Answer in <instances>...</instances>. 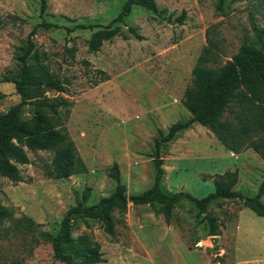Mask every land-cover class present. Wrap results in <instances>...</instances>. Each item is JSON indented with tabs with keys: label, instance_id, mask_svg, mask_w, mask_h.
I'll list each match as a JSON object with an SVG mask.
<instances>
[{
	"label": "rangeland",
	"instance_id": "374dc122",
	"mask_svg": "<svg viewBox=\"0 0 264 264\" xmlns=\"http://www.w3.org/2000/svg\"><path fill=\"white\" fill-rule=\"evenodd\" d=\"M125 0H48L44 20L58 28H39L32 37L28 63L65 84L58 93L45 84L27 86L21 119L30 120L35 102L65 98L71 102L68 134L87 172L49 179L48 152H27L29 164L18 165L23 181L0 177V201L15 210L16 223L0 228V264H63L53 257L54 237L66 211L90 188L87 205L115 189L109 176L119 167L126 196L147 191L154 182V138L171 125L191 118L182 104L191 71L210 30L224 51L234 56L244 38L264 51V0H153L157 11L133 6L120 35L89 50L91 35L114 19ZM0 113L20 103L13 80L21 75L18 56L30 31L40 23L39 0H0ZM180 20V21H179ZM98 25L94 29L66 28ZM134 31V32H133ZM136 35L141 37L137 39ZM71 50V52H69ZM101 71L105 82L94 85ZM165 193L185 192L198 199L214 191L211 177L238 171L233 191L253 197L264 179V160L253 150L228 151L205 127L195 123L161 150ZM210 176V177H206ZM264 203V193L261 198ZM216 218L218 235L193 203L182 199L167 225L159 206L114 208V235L101 222L78 219L72 237L87 235L100 245L104 264H264V218L243 207L239 199H218L207 207ZM216 237V245L211 238ZM201 243V245H198Z\"/></svg>",
	"mask_w": 264,
	"mask_h": 264
},
{
	"label": "trees",
	"instance_id": "16d2710c",
	"mask_svg": "<svg viewBox=\"0 0 264 264\" xmlns=\"http://www.w3.org/2000/svg\"><path fill=\"white\" fill-rule=\"evenodd\" d=\"M222 1L220 0L217 8L220 12ZM47 4L48 0H39L41 21L28 34L27 47L17 58L21 63V75L12 82L20 97V103L6 113H0V177L6 178L13 184L23 181L17 166L30 163L28 151H43L51 154V161L45 170V176L49 179H66L87 172V167L66 128L71 102L65 98L50 102H35L36 107L46 108L49 113L38 109L30 120L21 119L20 107L27 101V86L39 87L45 84L58 93L68 92L65 84H61L55 76L47 73V68H44L43 72L48 77L43 81L40 79L41 71L28 63V58L35 48L32 37L36 31L39 28H58L57 25L44 20ZM133 6L160 14L153 0H125L119 14L91 35L88 43L91 52L99 51L104 42L120 35L118 24L124 23ZM94 28L99 27L93 24L77 25L74 28H66V31ZM136 38L141 39L138 35ZM224 55L219 41L212 37L210 30H207L205 45L196 59L191 71V81L186 86L182 98V104L191 118L174 123L166 133L158 130L153 146L155 177L152 186L139 195L127 197L119 167L113 163L109 168V176L115 181L114 191L92 205H87L90 188L86 187L82 191L81 199L66 211L56 234L51 237L54 259L63 264L106 263L100 245L96 241L87 235L72 237L73 224L78 219L97 220L101 222L104 233L113 236L112 210L125 209L129 203L136 206L158 205L160 214L169 225L175 206L182 199H187L204 214L211 236L218 235V228L216 218L207 215V207L215 200L239 199L244 208L264 218V203L261 201L264 179L253 197H244L233 191L238 181L236 169L228 170L223 174H213L211 179L214 191L202 199L185 192L165 193L160 186L163 176L161 157L163 145L173 141L179 132L188 130L195 123L208 129L228 151L239 154L251 149L264 160V51L257 49L244 38L237 53L222 62ZM98 73L101 77L95 80L94 85L109 79L101 71ZM15 215L14 209L3 206L0 201V228L6 222L16 223L19 219Z\"/></svg>",
	"mask_w": 264,
	"mask_h": 264
},
{
	"label": "water",
	"instance_id": "95a60500",
	"mask_svg": "<svg viewBox=\"0 0 264 264\" xmlns=\"http://www.w3.org/2000/svg\"><path fill=\"white\" fill-rule=\"evenodd\" d=\"M211 241H212V244H213V245H216V243H217V238H216V237H213V238H211Z\"/></svg>",
	"mask_w": 264,
	"mask_h": 264
},
{
	"label": "built area",
	"instance_id": "2783aa9c",
	"mask_svg": "<svg viewBox=\"0 0 264 264\" xmlns=\"http://www.w3.org/2000/svg\"><path fill=\"white\" fill-rule=\"evenodd\" d=\"M198 245H201V243H199Z\"/></svg>",
	"mask_w": 264,
	"mask_h": 264
}]
</instances>
